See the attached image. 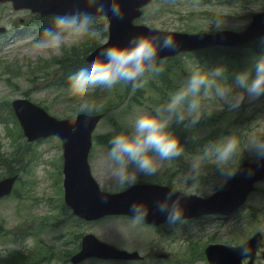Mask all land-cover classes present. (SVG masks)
<instances>
[{
  "label": "clouds",
  "instance_id": "obj_1",
  "mask_svg": "<svg viewBox=\"0 0 264 264\" xmlns=\"http://www.w3.org/2000/svg\"><path fill=\"white\" fill-rule=\"evenodd\" d=\"M105 7L112 17L122 19L125 16L122 0H82L73 11L55 14L51 22L42 27L40 38L34 41L33 47L56 51L79 32L93 26H105L108 16ZM178 46V39L171 33L133 34L125 45H110L77 61L74 66L76 79L89 88L111 89L121 82L136 88L144 83L146 75L164 70L163 63H157L159 53ZM225 71L224 65L212 69L193 68L163 103L151 111L135 114L128 122L127 131L115 132L109 137L105 161L117 186L132 187L141 175L154 176L159 173L164 161L184 154L185 146L173 126L190 128L196 125L207 114L202 104L203 97L212 94L222 101V107L227 105L230 109H237L245 94L249 99L264 96V55L255 60L252 68L236 72L233 83L227 81ZM95 110L93 100H81L79 111L84 123L94 115ZM77 127L69 119L60 122V128L66 134L75 132ZM244 151L254 155L255 163L264 161V135L252 133L243 141L234 133L218 137L204 145L201 159L211 155L226 181L235 175L239 163L233 168L232 162L237 156L241 158ZM190 168L195 173L199 164L193 161ZM247 171L251 174L253 170L249 168ZM174 192L168 190L152 205L155 211L164 214L169 224L181 223L184 218L181 195H174ZM129 211L134 221H145L150 206L133 200ZM240 250L242 253L251 251L246 242L241 244Z\"/></svg>",
  "mask_w": 264,
  "mask_h": 264
},
{
  "label": "rangeland",
  "instance_id": "obj_2",
  "mask_svg": "<svg viewBox=\"0 0 264 264\" xmlns=\"http://www.w3.org/2000/svg\"><path fill=\"white\" fill-rule=\"evenodd\" d=\"M8 6V4L0 3V17L3 11V7ZM170 7H166L164 10H168ZM179 12L175 15H169L173 17V20L170 21L167 26L171 29L179 30V31H188L186 30V24L187 23H193L197 22L200 23L201 26H203V22L200 20L199 13L200 12H208L210 14V18H215L216 23L219 25H225L228 21V16L232 15V10H221L217 8L212 7H206L205 5H200L196 0H183V4L181 7L178 8ZM254 11V9L250 10ZM237 12V11H235ZM26 10H17V11H10L8 9H5V13H3V17L0 18V27L4 28V31L0 32V71L1 73L7 74L11 76V70L10 67L12 66L14 68V73H21L17 80H21L20 84H18L15 89L14 93H10V96H14L16 98H20L22 89L26 85V76L25 74H28L29 72L33 71L35 74H44L46 68H43L39 70L37 67L45 66L44 58H49L52 55L60 54L59 50L51 51V50H37L33 47L34 41L36 39H30L28 41L25 40L24 37L18 38L15 36L14 32L8 31V29L11 28L13 20L17 21L18 23H23L26 16ZM167 15V14H166ZM22 17L23 21L20 22L18 19ZM247 15L246 12L243 16H239L238 21L236 22V28H242L246 22H247ZM159 25H162L165 23L164 20L158 19ZM264 55V54H263ZM8 63V66H4V64ZM37 68V70H36ZM244 68V66L242 67ZM249 67L245 68L248 69ZM209 69H212L211 67ZM239 70V64H235L232 68H230L227 73L225 74L227 81L229 83L234 82V75ZM254 71V69L252 70ZM255 73H252L254 75ZM186 78L183 76H180L178 78L179 81H184ZM36 85L39 87L40 81L38 80ZM6 89H8L5 81L0 78V93L4 92ZM238 91H242L241 89H236ZM167 95V94H166ZM36 98H46V99H53L52 95L46 94L44 90H38V93H36ZM75 100L77 103L81 102V98L79 95L75 96ZM65 102H67L70 106L75 105L72 101L69 99H66ZM202 104L208 109H212L215 114L218 117V123L215 128L217 127H223L224 123L232 120L236 115H240L241 119L243 121V125L241 127V132L239 133V136L241 137L242 141L252 133H256L253 131L254 126H256L252 122V115H255L258 113L260 107L264 105V96H261L256 99H249L247 94H245L244 101L241 103L239 108L237 109H230L225 105L222 107V101L213 96L212 94H209L202 98ZM141 111V108H132L131 110H128L127 116H128V122L131 120L132 117H134L135 114L139 113ZM56 112V111H55ZM53 112V113H55ZM56 114V113H55ZM102 122V121H101ZM101 122L97 127V131L101 132L102 129H106L107 124H103L101 127ZM127 122V124H128ZM193 134L196 137H202L203 135L207 134L208 132L205 130V128L197 126L193 128ZM221 137L220 134L217 131H214L211 133L210 141L215 140L216 138ZM200 144L198 141H195V144L188 145L187 147L190 149H195L199 147ZM102 152L103 155L105 153L104 146L99 150V153ZM94 168H95V174L96 177L99 180H105L109 183L115 184V181L113 177L110 175L108 166L105 165V156L101 159V161H98L96 157H94ZM184 160V161H183ZM46 158H42L39 166L43 169L45 173V178L48 183V185L55 180V177L52 176L51 172L46 166H45ZM196 162L199 164L198 170L193 173L191 171V164L193 161L187 162L185 158H182L178 162H172L170 161H164L161 164L160 171L158 174L151 176V177H145L141 175L139 177V181H150V182H170L172 183L174 180L177 181L179 184H187L192 185L193 187L190 188L191 192H198L197 187L201 183L202 176H199L198 173L202 171L207 172H213V170H205L203 168V160L201 159V156L199 157ZM203 162V164H202ZM189 163V165H188ZM209 163L215 164L214 159L209 161ZM98 167H104V171L98 170ZM107 167V170H106ZM178 169V171H177ZM193 174V178H191L189 181L186 182L187 176ZM175 175V176H174ZM198 177L200 179L199 182L195 180V178ZM260 201H256L255 208H262L261 205H259ZM2 207V205H0ZM13 213V212H12ZM12 213H6L4 212L2 219H4L6 222H8V217ZM159 230L165 231L166 226L160 225ZM110 239L112 241H115L121 246L124 247H137L142 250L146 249H152L159 246H165V243L161 241V237L159 235H148L144 229L141 230L140 234H132L127 232H110ZM219 241H225L223 238H219ZM181 246H178L180 249ZM146 264V263H145ZM157 264V263H154ZM192 264H202L200 261H196Z\"/></svg>",
  "mask_w": 264,
  "mask_h": 264
},
{
  "label": "water",
  "instance_id": "obj_3",
  "mask_svg": "<svg viewBox=\"0 0 264 264\" xmlns=\"http://www.w3.org/2000/svg\"><path fill=\"white\" fill-rule=\"evenodd\" d=\"M91 204L93 205L94 209L95 210H99V209H102L104 207V205L98 201V198L97 197H94L91 201ZM89 205V204H88ZM118 204H110V205H106V208H113L115 206H117Z\"/></svg>",
  "mask_w": 264,
  "mask_h": 264
},
{
  "label": "bare ground",
  "instance_id": "obj_4",
  "mask_svg": "<svg viewBox=\"0 0 264 264\" xmlns=\"http://www.w3.org/2000/svg\"><path fill=\"white\" fill-rule=\"evenodd\" d=\"M72 149L76 150V149H77V145H74V146L72 147Z\"/></svg>",
  "mask_w": 264,
  "mask_h": 264
}]
</instances>
